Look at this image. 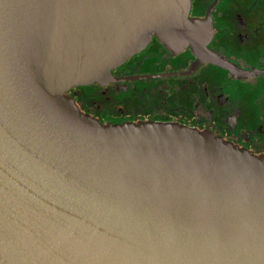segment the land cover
Masks as SVG:
<instances>
[{
    "label": "water",
    "instance_id": "water-1",
    "mask_svg": "<svg viewBox=\"0 0 264 264\" xmlns=\"http://www.w3.org/2000/svg\"><path fill=\"white\" fill-rule=\"evenodd\" d=\"M189 8L0 0V264H264V156L173 123L102 125L65 95L152 34L218 63Z\"/></svg>",
    "mask_w": 264,
    "mask_h": 264
},
{
    "label": "flooded vegetation",
    "instance_id": "flooded-vegetation-1",
    "mask_svg": "<svg viewBox=\"0 0 264 264\" xmlns=\"http://www.w3.org/2000/svg\"><path fill=\"white\" fill-rule=\"evenodd\" d=\"M188 16L210 18L205 49L229 69L190 45L171 52L152 34L108 82L65 95L102 125L173 123L264 156V0H190Z\"/></svg>",
    "mask_w": 264,
    "mask_h": 264
}]
</instances>
